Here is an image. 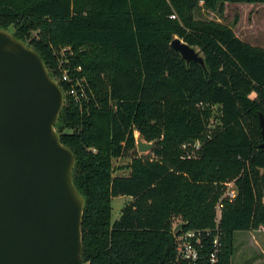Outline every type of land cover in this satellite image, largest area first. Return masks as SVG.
Masks as SVG:
<instances>
[{
  "label": "trees",
  "instance_id": "trees-1",
  "mask_svg": "<svg viewBox=\"0 0 264 264\" xmlns=\"http://www.w3.org/2000/svg\"><path fill=\"white\" fill-rule=\"evenodd\" d=\"M227 2L264 4L0 0V29L28 40L65 94L56 130L75 155L73 180L86 200L84 264H178L173 218H182L184 232L215 227L222 183L235 178L237 198L221 212L217 264H231L235 232L264 228V49L223 23L194 18L198 9L223 15ZM175 37L199 50L205 68L182 58ZM68 47L66 68L85 87L80 102L58 69V52ZM212 106L221 109V131L200 159L181 160V144L204 133ZM136 132L155 143L149 155L138 154ZM129 156L130 175L114 177L113 160ZM123 196L132 201L113 222L112 200Z\"/></svg>",
  "mask_w": 264,
  "mask_h": 264
},
{
  "label": "water",
  "instance_id": "water-1",
  "mask_svg": "<svg viewBox=\"0 0 264 264\" xmlns=\"http://www.w3.org/2000/svg\"><path fill=\"white\" fill-rule=\"evenodd\" d=\"M187 63L201 53L176 37ZM65 94L42 57L0 29V264H84L85 197L73 180L76 158L56 130ZM264 149V114L259 113ZM138 152L155 143L136 138Z\"/></svg>",
  "mask_w": 264,
  "mask_h": 264
},
{
  "label": "rangeland",
  "instance_id": "rangeland-1",
  "mask_svg": "<svg viewBox=\"0 0 264 264\" xmlns=\"http://www.w3.org/2000/svg\"><path fill=\"white\" fill-rule=\"evenodd\" d=\"M175 16L172 18L171 16ZM172 20H179L176 13L171 15ZM194 18L204 21H217L223 23L233 29L236 36L244 42L253 46L264 49V4L262 3H225L223 15L216 12L198 9L194 12ZM13 34L14 29L10 27L8 30ZM37 32H31L30 38L37 37ZM176 38V37H175ZM25 44L29 41L21 40ZM198 50V49H197ZM199 51V50H198ZM59 63L61 61H69L63 59L66 53L72 55L70 47L63 48L59 52ZM222 129V113L219 106H212V116L204 133L197 139L186 141L180 146V159H200L203 146L219 133ZM140 136L138 132L135 137ZM138 152V148H137ZM150 153V152H149ZM149 153L140 155H149ZM149 157V156H148ZM153 158V156H151ZM132 156L122 157L113 160V176L126 177L130 175V165ZM238 178L228 180L225 183H233V186L238 190ZM225 183L223 185V194L221 199L225 198ZM132 201L130 197H117L112 200V221L119 220L122 210ZM225 201V199H224ZM183 220L181 217H174L172 220V231L177 237V243L180 238L186 233L182 231L181 225ZM214 228V227H213ZM231 264H264V228L257 231H240L235 232L233 240V256Z\"/></svg>",
  "mask_w": 264,
  "mask_h": 264
},
{
  "label": "built area",
  "instance_id": "built-area-1",
  "mask_svg": "<svg viewBox=\"0 0 264 264\" xmlns=\"http://www.w3.org/2000/svg\"><path fill=\"white\" fill-rule=\"evenodd\" d=\"M175 18V16H171ZM67 61L58 63L61 80L72 84L69 95L76 102H80L86 96L83 80L73 79L66 68ZM81 68L78 69L80 71ZM225 198L221 199L215 207L216 224L214 228L204 230H191L186 232L178 241V264H217L222 248L220 231V217L224 206V199L233 202L238 195V190L233 183H225Z\"/></svg>",
  "mask_w": 264,
  "mask_h": 264
}]
</instances>
